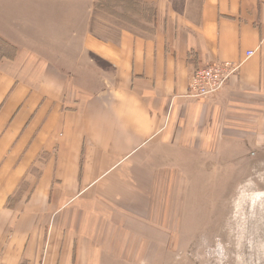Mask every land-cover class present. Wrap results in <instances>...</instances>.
Masks as SVG:
<instances>
[{
	"label": "crops",
	"instance_id": "1",
	"mask_svg": "<svg viewBox=\"0 0 264 264\" xmlns=\"http://www.w3.org/2000/svg\"><path fill=\"white\" fill-rule=\"evenodd\" d=\"M100 1L0 0V264H161L190 181L264 148V0L158 2L151 32Z\"/></svg>",
	"mask_w": 264,
	"mask_h": 264
},
{
	"label": "rangeland",
	"instance_id": "2",
	"mask_svg": "<svg viewBox=\"0 0 264 264\" xmlns=\"http://www.w3.org/2000/svg\"><path fill=\"white\" fill-rule=\"evenodd\" d=\"M147 1L101 0L97 8L134 30L151 32L158 2L181 10L184 0ZM228 166L223 180H212L213 188L207 180V190L198 186V174L190 181L197 186L179 197L187 210L167 213L170 242L161 264H264V148L241 149L239 163Z\"/></svg>",
	"mask_w": 264,
	"mask_h": 264
},
{
	"label": "built area",
	"instance_id": "3",
	"mask_svg": "<svg viewBox=\"0 0 264 264\" xmlns=\"http://www.w3.org/2000/svg\"><path fill=\"white\" fill-rule=\"evenodd\" d=\"M255 52L247 53V57H252ZM241 64L230 62L214 63L195 70L188 89V97L205 99L220 93L239 74Z\"/></svg>",
	"mask_w": 264,
	"mask_h": 264
},
{
	"label": "bare ground",
	"instance_id": "4",
	"mask_svg": "<svg viewBox=\"0 0 264 264\" xmlns=\"http://www.w3.org/2000/svg\"><path fill=\"white\" fill-rule=\"evenodd\" d=\"M264 209V208H263ZM264 212V211H263Z\"/></svg>",
	"mask_w": 264,
	"mask_h": 264
}]
</instances>
